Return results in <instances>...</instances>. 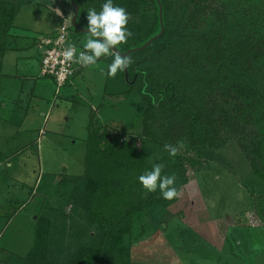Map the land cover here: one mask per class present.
Listing matches in <instances>:
<instances>
[{"label": "rangeland", "instance_id": "1", "mask_svg": "<svg viewBox=\"0 0 264 264\" xmlns=\"http://www.w3.org/2000/svg\"><path fill=\"white\" fill-rule=\"evenodd\" d=\"M0 1L21 6L12 34L20 35L15 38L25 47L24 53H7L0 66V264H24L38 216L40 222L53 221L49 261L66 264L84 245L87 215L67 194L82 188L83 182L75 187L73 177L85 173L93 122L108 131L107 141L138 139L142 100L138 87L128 93L122 71L107 75L113 52L58 93L51 77H39L32 42L58 29L61 15L73 17L71 2ZM72 33L81 44L89 37ZM160 64L150 52L132 66L155 71ZM188 176L176 205L151 210L137 221L133 264H264V186L240 148L231 142L209 151L203 168L189 170Z\"/></svg>", "mask_w": 264, "mask_h": 264}, {"label": "trees", "instance_id": "2", "mask_svg": "<svg viewBox=\"0 0 264 264\" xmlns=\"http://www.w3.org/2000/svg\"><path fill=\"white\" fill-rule=\"evenodd\" d=\"M75 1L83 28L88 9L99 11L105 2ZM160 1L165 35L145 51L132 54L127 72L122 71L128 93L138 87L142 100V137L110 142L105 127L93 122L85 173L73 177L75 187L83 182L82 188L67 194L77 210L86 212L87 227L81 230L84 245L73 250L66 264H133L131 241L137 221L180 200V196L165 200L159 189L148 192L140 184L139 175L153 163H163V174H174L175 186L182 192L189 183V170H201L209 151L232 142L264 186V0ZM114 3L130 14L127 27L132 36L116 46L121 52L141 48L161 33L157 0ZM20 11L19 4L0 1V66L14 50L12 30ZM150 52L157 55L159 70L132 66L138 56ZM165 69L169 72L163 75ZM165 145L176 147L177 154L171 156ZM40 219L24 264H52L53 221ZM38 226H45V231L38 233Z\"/></svg>", "mask_w": 264, "mask_h": 264}, {"label": "clouds", "instance_id": "3", "mask_svg": "<svg viewBox=\"0 0 264 264\" xmlns=\"http://www.w3.org/2000/svg\"><path fill=\"white\" fill-rule=\"evenodd\" d=\"M86 32L89 37L84 44L85 51L76 55L75 45L68 46L64 52V59L76 62L82 66L95 65L97 61L111 52L115 51L112 62L108 65L107 75L115 77L119 71H124L132 63L129 56L122 55L116 51V46L127 43L132 36L128 23L130 14L124 7L118 6L114 0H105L100 10L90 8L87 11ZM171 156L177 154V148L172 145H165ZM165 165L163 163H153L151 169L139 175L140 184L148 192H156L159 189L163 199L172 201L181 195L175 184L177 177L164 173Z\"/></svg>", "mask_w": 264, "mask_h": 264}, {"label": "built area", "instance_id": "4", "mask_svg": "<svg viewBox=\"0 0 264 264\" xmlns=\"http://www.w3.org/2000/svg\"><path fill=\"white\" fill-rule=\"evenodd\" d=\"M62 23L55 34L41 36L37 41V48L41 56V71L43 77H51L57 87V92L68 86L75 77L86 69L76 62L64 59L63 52L70 46L75 45L76 55L85 51L84 44L76 41L71 31L72 16L61 15Z\"/></svg>", "mask_w": 264, "mask_h": 264}, {"label": "water", "instance_id": "5", "mask_svg": "<svg viewBox=\"0 0 264 264\" xmlns=\"http://www.w3.org/2000/svg\"><path fill=\"white\" fill-rule=\"evenodd\" d=\"M69 1L71 2V5H72L73 10H74L73 11V17H72V27L75 30L79 31V32L89 34L88 32H86V28H83L78 23V18H79V15H80V6L76 3L75 0H69ZM157 2L159 3V8H160V13L159 14H160L161 27H162L161 33L159 35H157L156 37L152 38L146 45H144L141 48L133 49V50H130V51L126 52V53H123L116 47V51H119L122 55H126V56L130 57L134 53L145 51L156 40L161 39L165 35V25H164V20H163V6H162L160 0H157ZM113 53L116 54L115 51H113Z\"/></svg>", "mask_w": 264, "mask_h": 264}, {"label": "crops", "instance_id": "6", "mask_svg": "<svg viewBox=\"0 0 264 264\" xmlns=\"http://www.w3.org/2000/svg\"><path fill=\"white\" fill-rule=\"evenodd\" d=\"M52 32H55V30H53V31H48V33H46L47 35L48 34H51ZM14 36H17V37H20V35H18V34H15ZM21 38V37H20ZM20 38H18V39H16V40H12V43H13V45H12V49H14V50H12V51H10V53H13V54H18V53H24L23 52V50L25 49V47H24V45H21V42L19 41L20 40ZM19 43V44H18ZM32 45H33V47L37 50V53H38V55H37V57L39 56V59H40V64H41V56H40V53H39V50H38V48H37V44H35L34 43V41L32 42ZM9 53V52H8ZM7 56V55H6ZM21 57H19L18 56V59H20ZM29 58V56L27 57V59ZM35 58V57H34ZM6 59V57L4 58V60ZM22 59H24V57L22 56ZM2 66H4V62L2 63ZM17 67H18V64L16 65ZM2 68V67H1ZM19 68V67H18ZM81 73V72H80ZM40 78H44L43 76H42V71H40V76H39ZM76 78V77H75ZM74 81V80H73ZM71 82L69 85H68V87H72L73 86V84H74V82ZM67 87V86H66ZM41 132V131H40ZM25 148V147H24ZM35 188H36V185L33 187V193H34V191H35ZM10 213L12 214L13 213V209H11L10 210ZM39 217V216H38ZM38 217L37 218H34V221L36 220V219H38ZM33 221V225H35V223H36V221L34 222ZM34 230V229H33Z\"/></svg>", "mask_w": 264, "mask_h": 264}]
</instances>
